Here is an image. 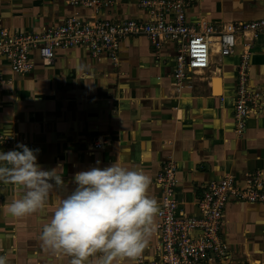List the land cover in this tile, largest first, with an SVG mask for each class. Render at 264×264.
Returning a JSON list of instances; mask_svg holds the SVG:
<instances>
[{
  "label": "crops",
  "instance_id": "obj_1",
  "mask_svg": "<svg viewBox=\"0 0 264 264\" xmlns=\"http://www.w3.org/2000/svg\"><path fill=\"white\" fill-rule=\"evenodd\" d=\"M101 19L148 21L143 0H112ZM189 23H243L264 19V0H190ZM91 20L95 11L74 7L71 0H0V32H42L70 17ZM173 20V15L167 17ZM237 53L214 59L210 83L196 82L192 90H174L176 45L155 52L148 37L122 44L117 62L94 57L88 50H60L47 65L31 53L34 70L19 74L0 59V135L9 144L39 149L44 170L63 164L64 184L54 188L44 209L13 217L7 206L22 198L24 188L0 182V256L7 264H71L43 246L40 236L57 202L75 188L73 177L90 167L122 162L141 168L152 179L149 195L161 206L156 178L167 161L178 166L177 198L187 215L198 213L197 201L210 182L227 175L244 185L248 175L264 176V33L255 42L251 59V89L262 96L259 112L250 116L246 132L236 133L234 94ZM109 141L101 149L99 140ZM159 218L156 217L158 225ZM157 232L134 262L157 260ZM230 256L223 264H264V205L231 200L222 228ZM89 264H95L90 258Z\"/></svg>",
  "mask_w": 264,
  "mask_h": 264
},
{
  "label": "built area",
  "instance_id": "obj_2",
  "mask_svg": "<svg viewBox=\"0 0 264 264\" xmlns=\"http://www.w3.org/2000/svg\"><path fill=\"white\" fill-rule=\"evenodd\" d=\"M112 0H71L74 7L95 11L91 20L77 15L42 32H0V59L8 61L15 73L34 70L31 53L37 51L41 61L51 65L60 50L83 48L94 57L106 56L118 61L121 44L128 38L145 36L155 52L167 44L176 45L172 78L174 90L180 93L195 88L196 82L210 83L214 59H224L237 53V88L233 106L236 133L246 132L248 119L261 110L262 96L251 89V59L256 40L264 33V19L243 23L212 24L201 20L197 25L187 20L190 0H143L149 12L148 21L126 19L112 21L98 16ZM173 20H168L169 15ZM109 141L99 139L95 148ZM0 144H9L0 135ZM178 166L174 161L162 165L156 183L161 189L158 213L157 253L159 258L139 264H223L230 248L222 235L225 212L231 200L264 205V176L261 172L248 175L244 185L227 175L208 183L197 201L198 213L190 216L180 209L177 198Z\"/></svg>",
  "mask_w": 264,
  "mask_h": 264
},
{
  "label": "clouds",
  "instance_id": "obj_3",
  "mask_svg": "<svg viewBox=\"0 0 264 264\" xmlns=\"http://www.w3.org/2000/svg\"><path fill=\"white\" fill-rule=\"evenodd\" d=\"M39 149L17 144L0 150V182L23 187L22 198L7 206L13 217L42 210L54 188L63 180V164L44 170ZM75 188L57 202L40 240L57 255L71 257V264H125L141 256L157 231V201L149 195L151 177L141 168L115 161L90 167L73 177ZM0 264L7 258L0 256Z\"/></svg>",
  "mask_w": 264,
  "mask_h": 264
}]
</instances>
